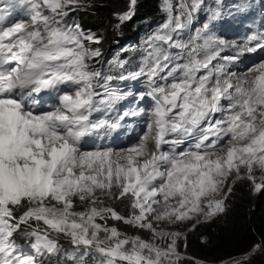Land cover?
Here are the masks:
<instances>
[{
	"label": "snow or ice",
	"instance_id": "snow-or-ice-1",
	"mask_svg": "<svg viewBox=\"0 0 264 264\" xmlns=\"http://www.w3.org/2000/svg\"><path fill=\"white\" fill-rule=\"evenodd\" d=\"M135 5L130 0L114 16L129 21ZM88 7L85 0H0V264H44L59 252L60 237L101 264H180L178 242L186 247L187 237L169 229L191 231L226 214L237 181L264 190V63L228 71L243 54L264 50V33L250 37L255 47L222 55L228 44L212 23L219 10L185 41L203 0H163L167 18L145 41L138 69L118 77L144 80L149 91L139 98L147 95L153 107L113 116L137 94L109 87L116 77L92 63L101 52L89 45L99 36L68 23ZM53 94L56 105L40 107ZM129 115L147 116L137 143L85 149L119 137ZM125 201L127 215L116 207ZM20 233L32 240L28 250ZM257 254L264 244L222 264H252Z\"/></svg>",
	"mask_w": 264,
	"mask_h": 264
},
{
	"label": "trees",
	"instance_id": "trees-1",
	"mask_svg": "<svg viewBox=\"0 0 264 264\" xmlns=\"http://www.w3.org/2000/svg\"><path fill=\"white\" fill-rule=\"evenodd\" d=\"M123 1L125 5H122ZM129 2L130 0H85L90 7L70 15L77 18L78 24L84 30H91L99 36L101 42L90 44V47L98 48L101 55L104 54L103 60L114 55L116 50L125 44H137L143 29L153 24L156 19L166 17L163 0H136L135 14L129 21L121 24L114 13L127 11ZM173 4L177 5V0H173ZM125 53L126 51L122 55ZM127 54L128 57H134L132 50ZM122 55L120 57H123ZM116 207L121 214L127 215L129 211L127 201L118 203ZM117 226L123 232L135 233L125 225ZM179 229L187 231L183 226ZM18 235L26 237L23 233ZM186 237V253L193 259L207 263H218L234 256H241L253 245L264 244V190L253 194L247 185L236 182L227 200L226 214L187 231ZM58 243L59 255L64 259L78 251L73 245H66L60 241ZM87 259L91 260L92 257L87 255ZM252 264H264V254H257Z\"/></svg>",
	"mask_w": 264,
	"mask_h": 264
},
{
	"label": "rangeland",
	"instance_id": "rangeland-1",
	"mask_svg": "<svg viewBox=\"0 0 264 264\" xmlns=\"http://www.w3.org/2000/svg\"><path fill=\"white\" fill-rule=\"evenodd\" d=\"M122 5H125V2H121ZM203 23L199 22V25L197 27L202 26ZM196 27V28H197ZM213 34L215 36H217L220 39H223L227 42L228 47L224 50V52L222 53V55H236L240 49L244 48L245 45L251 46L253 47V43L249 44V39L251 37L250 35V31H248L245 27L241 26H235V24L233 22H230L228 24H226V26L224 27V29L221 32H216L213 30ZM249 53H246V55H248ZM214 63H223V61H215ZM228 71L233 72V70L231 69L230 65H228ZM164 83V82H162ZM133 89H126L125 91H131L134 93V91H132ZM139 93L142 92H137L135 94L136 98L132 99L130 98L127 101H123L121 102L122 104V111L120 112V114H122L123 112L127 111V112H132V111H137L139 112L140 109H144L145 113L151 111L152 106L149 103V99L146 98V95L144 96L143 100H141L139 98ZM57 103L56 100V96L55 94L51 95V96H43L42 97V102L40 107L47 109V110H51ZM146 121H147V116L146 115H136V116H132L129 115L125 121L123 122L125 127L123 128V130L121 131V134L119 135V137L113 139V137H108L106 139H97V141L95 143H87L85 144V149L86 150H91V149H95L97 147H112L114 149L119 150L120 148H126L134 143H137L138 137L144 132L146 131ZM166 147V146H165ZM187 147V146H186ZM260 171L257 169L254 172V175L257 177V182H259V176H260ZM237 182H242L245 185L248 186L249 190L253 193L256 194L258 192H253L252 190V182L248 181V180H240ZM263 191V190H261ZM259 191V192H261ZM112 221H109V224H112ZM119 226H122L124 224H118ZM126 226V225H125ZM128 227V226H127ZM129 230H133L136 234L137 230L129 227ZM169 230H179L178 228H171ZM188 231V230H187ZM186 231V232H187ZM123 232V231H122ZM183 232V231H182ZM185 232V234H186ZM130 234V233H128ZM139 235H141L144 239H150V233L148 232H139ZM59 241L66 244V245H72L69 240L65 239L64 237H60ZM256 245V244H255ZM185 241L181 240L178 242V251L181 253L183 259L180 261V264H191L188 261L192 262V264H222L223 261H227L228 259H225L223 261H220L218 263H207L203 260L200 259H193L191 258L187 253H186V249H185ZM26 250L29 249V247H25ZM92 255H95L96 257H100L99 255H97L96 253L92 252ZM84 253L81 252L80 256H83ZM243 255V254H242ZM53 257L55 256H47L45 259H47L48 264H54L53 263ZM236 257H240V255L238 256H234ZM70 258V264L74 263V261L76 260V258H73L72 256H69ZM232 258V257H231ZM101 259V257H100ZM87 264V263H85ZM91 264H99L97 261H92Z\"/></svg>",
	"mask_w": 264,
	"mask_h": 264
},
{
	"label": "bare ground",
	"instance_id": "bare-ground-1",
	"mask_svg": "<svg viewBox=\"0 0 264 264\" xmlns=\"http://www.w3.org/2000/svg\"><path fill=\"white\" fill-rule=\"evenodd\" d=\"M187 40V39H186ZM185 40V41H186ZM218 62V61H217ZM239 74H243L242 72H240ZM139 85V84H138ZM141 86V88H143V90H147L146 88H144V86L143 85H140ZM140 86H137V87H140ZM185 146V145H184ZM182 147V146H181Z\"/></svg>",
	"mask_w": 264,
	"mask_h": 264
}]
</instances>
